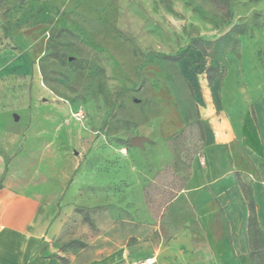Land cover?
<instances>
[{
  "label": "rangeland",
  "instance_id": "obj_1",
  "mask_svg": "<svg viewBox=\"0 0 264 264\" xmlns=\"http://www.w3.org/2000/svg\"><path fill=\"white\" fill-rule=\"evenodd\" d=\"M226 1L229 15L210 0H0V107L29 100L25 55L53 100L85 113L72 134L77 171L46 229L50 253L251 264L236 172L264 231V139L253 98L235 128L231 107L243 100L223 81L243 40L255 41L264 73V0ZM237 25L242 33L230 35ZM249 84L258 101L259 80ZM171 116L179 125L165 136ZM136 135L147 138L142 147L129 144ZM72 239L84 246L68 247Z\"/></svg>",
  "mask_w": 264,
  "mask_h": 264
},
{
  "label": "crops",
  "instance_id": "obj_2",
  "mask_svg": "<svg viewBox=\"0 0 264 264\" xmlns=\"http://www.w3.org/2000/svg\"><path fill=\"white\" fill-rule=\"evenodd\" d=\"M254 45V40L242 41L240 60L231 57L223 83L230 77L236 98L243 100L236 111L231 107L235 128L241 127L245 100L253 98L264 139V95L257 101L249 84V79L256 77L264 94V73L257 66ZM35 53L40 54L41 47ZM15 66L10 63L7 69ZM18 66L31 77V84L25 103L0 107V264H138L137 258L127 257L126 249L96 253L84 247L68 255L49 252L45 233L51 212L64 200L78 167L72 140L77 119L71 115L74 108L53 100L52 90L31 66L29 57H20ZM2 98L8 95L2 94ZM177 125L174 117H169L163 134L168 135ZM194 177L198 178L197 173Z\"/></svg>",
  "mask_w": 264,
  "mask_h": 264
},
{
  "label": "trees",
  "instance_id": "obj_3",
  "mask_svg": "<svg viewBox=\"0 0 264 264\" xmlns=\"http://www.w3.org/2000/svg\"><path fill=\"white\" fill-rule=\"evenodd\" d=\"M210 1L214 3L216 6L220 7L221 9H225L226 15H229L228 4L226 0H210ZM229 32L230 35L234 33L238 37L242 33V29L240 28L239 25H237L232 27ZM159 56L162 59L176 61L181 58L182 53L180 54L160 53ZM236 177L248 209V216H247V236H248V245H249L248 257L251 261V264H264V231L259 226L257 220L255 202L252 196V189L250 185L241 181L238 172H236ZM84 219L90 226L92 227L94 226L87 214L84 215ZM67 246L83 247L84 243L77 239H72L71 241L67 242ZM63 260L65 261L66 259L63 258Z\"/></svg>",
  "mask_w": 264,
  "mask_h": 264
},
{
  "label": "built area",
  "instance_id": "obj_4",
  "mask_svg": "<svg viewBox=\"0 0 264 264\" xmlns=\"http://www.w3.org/2000/svg\"><path fill=\"white\" fill-rule=\"evenodd\" d=\"M72 116L77 119L78 121H82L85 118V113L82 108H78L72 112ZM122 152L126 153V148H122ZM154 262V258H148L146 259L145 263L143 264H151Z\"/></svg>",
  "mask_w": 264,
  "mask_h": 264
},
{
  "label": "water",
  "instance_id": "obj_5",
  "mask_svg": "<svg viewBox=\"0 0 264 264\" xmlns=\"http://www.w3.org/2000/svg\"><path fill=\"white\" fill-rule=\"evenodd\" d=\"M145 140H147L146 137L136 135V136H133V137H130L129 138V144L131 146H139V147H142L143 141H145Z\"/></svg>",
  "mask_w": 264,
  "mask_h": 264
},
{
  "label": "bare ground",
  "instance_id": "obj_6",
  "mask_svg": "<svg viewBox=\"0 0 264 264\" xmlns=\"http://www.w3.org/2000/svg\"><path fill=\"white\" fill-rule=\"evenodd\" d=\"M141 264H143V263H141Z\"/></svg>",
  "mask_w": 264,
  "mask_h": 264
}]
</instances>
